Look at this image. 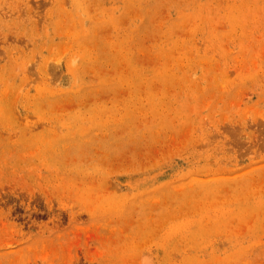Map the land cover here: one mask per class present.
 <instances>
[{"label":"rangeland","instance_id":"obj_1","mask_svg":"<svg viewBox=\"0 0 264 264\" xmlns=\"http://www.w3.org/2000/svg\"><path fill=\"white\" fill-rule=\"evenodd\" d=\"M0 264H264V0H0Z\"/></svg>","mask_w":264,"mask_h":264},{"label":"bare ground","instance_id":"obj_2","mask_svg":"<svg viewBox=\"0 0 264 264\" xmlns=\"http://www.w3.org/2000/svg\"><path fill=\"white\" fill-rule=\"evenodd\" d=\"M203 180V179H202Z\"/></svg>","mask_w":264,"mask_h":264}]
</instances>
